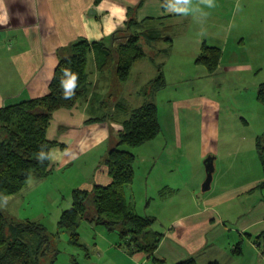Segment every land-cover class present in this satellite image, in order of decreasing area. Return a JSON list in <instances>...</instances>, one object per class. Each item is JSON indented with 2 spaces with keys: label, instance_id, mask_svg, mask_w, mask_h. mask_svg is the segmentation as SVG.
<instances>
[{
  "label": "crops",
  "instance_id": "obj_1",
  "mask_svg": "<svg viewBox=\"0 0 264 264\" xmlns=\"http://www.w3.org/2000/svg\"><path fill=\"white\" fill-rule=\"evenodd\" d=\"M163 4L164 0H101L98 4L95 0H0V108L46 96L61 48L85 40L116 50L124 35L121 32L125 30L148 35L140 40L145 56L133 65L124 83L117 81L114 68L100 69V52L90 55L86 68L87 97L71 109L55 111L49 122L46 139L55 143L49 152V156L50 153L55 156L49 160V175L42 180L30 178L21 194L16 195H37L42 204L56 211L69 210L73 190H91L95 185L110 184L102 160L116 144L117 133L122 131L131 110L146 103L154 104L161 130L151 142L163 135V117L166 116L171 118L170 126L166 124L169 141L171 139L179 149L183 145V133L186 138L191 137L187 132L193 121L188 119L187 113H199V140L204 158H198L192 174L187 177L186 172L177 167L173 178L172 163L164 168L168 173L155 180L153 193L146 195L143 202L138 201L133 183L127 187L126 197L134 212L138 204L141 205V217L153 218L156 222L161 216L160 209L168 213V229L153 230L162 234L153 254L156 260L164 264L187 259H194L197 264H219L212 249L230 247L232 264H259L257 260L264 261L261 257L264 196L257 187L262 180L259 160L250 154L247 155L251 158H214V185L211 183L210 192L202 194L206 173L200 164L205 157L217 153L222 106L213 96L204 95L205 85H198L193 91H189L187 85L196 80L209 84L223 74L229 76L236 84L237 97L248 98L247 118L242 113L239 116L245 127L254 126L255 149V139L264 132V112L256 106L259 104L256 101L258 86L264 83V0H215L214 8L205 9L208 15L202 23L191 15L169 13ZM131 24H135L134 30L127 29ZM205 46L221 51L213 74H208L196 62ZM182 61L196 69L191 70L194 76H189L182 68ZM159 76L164 85L155 89L151 83ZM112 86L118 87L119 93L108 114L103 108L112 99ZM138 98L149 101H133ZM163 98L167 101V110L161 117L157 100ZM165 142L168 143L166 136ZM161 159L151 160V170ZM182 160L184 158H177L176 165ZM166 163L168 158H165ZM74 174L80 177L69 180ZM227 223L239 226L236 231L231 229L232 237H229ZM250 236L254 238L252 245ZM221 239L224 243L219 242ZM243 242L248 249L253 246L252 257L247 262L240 245ZM115 251L137 264H153L151 257L129 251L121 245L120 239ZM130 259L127 260L133 263Z\"/></svg>",
  "mask_w": 264,
  "mask_h": 264
},
{
  "label": "trees",
  "instance_id": "obj_2",
  "mask_svg": "<svg viewBox=\"0 0 264 264\" xmlns=\"http://www.w3.org/2000/svg\"><path fill=\"white\" fill-rule=\"evenodd\" d=\"M100 1L95 0V3ZM135 28V24L127 26L129 30ZM121 33L124 35L118 41L116 50L108 49L103 43H89L85 40L59 49L58 63L48 94L0 108V196H14L23 190L30 178L42 180L49 175V152L55 146L54 142L46 139L49 122L55 111L71 109L87 97L86 68L94 51L101 53V70L109 71L114 68L117 81H127L133 65L145 56L140 40L148 35L129 33L126 30ZM220 57V49L205 46L200 50L196 62L208 74H213ZM65 71L77 76L74 95L70 99L64 98L61 86V80L68 78ZM163 85L161 76L151 83L155 89ZM256 101L264 107V83L258 86ZM122 127V131L117 133L116 144L102 160L111 179L110 184L95 185L91 190H73L71 208L63 211L59 217L58 234L76 229L80 221L88 217L90 222L115 232L121 245L129 251L146 254L152 258L153 264H164V261L153 258L162 237L161 233L152 229L155 219L137 215L126 197V189L135 179L136 157L132 152L122 150L124 147L136 149L157 138L161 129L156 106L146 103L131 110ZM41 151L45 153L43 162L38 159ZM255 151L262 169V180L257 187L263 190L264 132L255 139ZM48 241L46 229L40 223L29 220L22 223L9 222L0 214V264H38L39 258L45 255ZM78 241V234L72 233L71 243L78 245ZM177 264L197 263L194 259H187Z\"/></svg>",
  "mask_w": 264,
  "mask_h": 264
},
{
  "label": "rangeland",
  "instance_id": "obj_3",
  "mask_svg": "<svg viewBox=\"0 0 264 264\" xmlns=\"http://www.w3.org/2000/svg\"><path fill=\"white\" fill-rule=\"evenodd\" d=\"M184 63L185 61H182V68H185V70L188 71L189 76H194L191 70L196 69L192 65L187 66ZM169 64L175 66L174 62H170ZM198 85H205L206 88H203V90L205 89L204 95L213 96V99L218 101L222 106L218 118L221 128L220 142L218 148H216L217 153L212 155L211 158H251V156L249 157L247 154L252 155V158H258L256 151L253 148V132L255 131L254 126L250 124L249 128L245 127L243 125V120L239 116V113H242L244 117L247 118L245 114V107L247 105L248 98L245 96L237 97L234 93L236 84H233L231 78L225 74L221 75L217 81H213L209 84H203L201 80L191 81L188 83L187 87H189V91H193ZM112 87V99L106 103L103 108V110L108 114H110V108L115 104V98L119 93V90L117 89L118 87ZM207 89H210V91H206ZM133 101L141 103L148 102L149 100L138 98L133 99ZM157 101L159 105V113L162 117L164 110H167V101H165L164 98L158 99ZM256 106L264 112V107L259 104ZM187 115H189L188 119L193 121L190 130L187 132L191 137L186 138L183 133V145L181 149L177 148L178 146L173 144L171 139L169 141L170 132L169 128L166 129V124L169 123L170 126L171 118L168 119L166 116L163 117V123L165 126H163L161 118L163 135H160L157 141L145 144L136 149L122 148L124 151L132 152L137 159L134 165L135 179L133 182V191L136 192L137 199L140 203L144 201L146 195L153 193L155 180H158L162 177V175L168 173L169 170L164 171L165 167L168 168L173 163V178L175 177L177 167H180L181 170L185 171L188 177L197 166L198 158H204L201 153L202 143H200L199 140L201 132V114L199 115L198 113V115H190L188 112ZM181 120L183 123V130L184 117L182 112ZM165 136L168 141L167 144L165 142ZM207 157L202 160L200 167L204 166V162ZM153 158L162 159L157 164L156 168L151 170V164L153 165L151 160ZM165 158H168V163L166 164ZM177 158H184V160H182L180 164L176 165ZM239 165L244 167V164L241 162H239ZM260 173H262V170ZM79 177V174H74L73 176H69V180L72 181ZM239 180L240 179H237L236 181ZM212 184L214 185V174ZM208 192H210V190L206 193ZM261 192L264 196V189ZM203 193L204 192H202V194ZM7 199L8 204L6 207H0V214L4 215L9 222L22 223L26 220L35 221L42 224L46 229L49 241L45 247V255L39 258L38 264H137L133 259H130V257L126 258L133 261V263L125 259V256L120 255L123 253L115 251L116 243L119 242L118 235L115 232L108 230L102 225H96L94 222H90V218L85 217L82 219L76 229L71 231H62L58 234L59 230L57 223L63 210L56 211L49 205L42 204L37 195L29 197L24 195H14L8 197ZM252 201H254V199H252ZM141 210L142 207L138 204L135 212L139 215ZM160 215V218L154 223L152 229L164 232L168 229V213L166 211L162 212L160 209ZM227 226L229 229V237H232L233 233L231 229L236 231L239 226L231 223H227ZM72 233L78 234V245L71 243ZM234 239H236V236L233 238V241ZM253 241L254 238L250 236V245H252ZM219 242L224 243V239L219 240ZM240 245H242V248L245 251V260L247 262L252 257L253 246L248 249L246 242H243V244ZM231 251L232 249L230 247H218L212 249V253L217 254L218 256L219 264H232L229 261ZM233 258L236 259V257ZM258 261L259 264H264V261L260 259L257 260V262Z\"/></svg>",
  "mask_w": 264,
  "mask_h": 264
},
{
  "label": "clouds",
  "instance_id": "obj_4",
  "mask_svg": "<svg viewBox=\"0 0 264 264\" xmlns=\"http://www.w3.org/2000/svg\"><path fill=\"white\" fill-rule=\"evenodd\" d=\"M216 6L215 0H164L163 7L169 13L188 16L191 15L194 20L203 22L208 13L205 9H211ZM67 79L61 80V86L64 89V98L70 99L74 95V88L76 87L77 76L68 71H65ZM38 159L43 162L45 160V153L41 151L38 154ZM49 160L55 159L54 154L50 153ZM8 199L6 196H0V207H6Z\"/></svg>",
  "mask_w": 264,
  "mask_h": 264
},
{
  "label": "water",
  "instance_id": "obj_5",
  "mask_svg": "<svg viewBox=\"0 0 264 264\" xmlns=\"http://www.w3.org/2000/svg\"><path fill=\"white\" fill-rule=\"evenodd\" d=\"M211 156H208L206 161L204 162V168L206 173V179L204 180L201 190L202 192H207L210 190L211 183L213 180V173H214V164Z\"/></svg>",
  "mask_w": 264,
  "mask_h": 264
},
{
  "label": "built area",
  "instance_id": "obj_6",
  "mask_svg": "<svg viewBox=\"0 0 264 264\" xmlns=\"http://www.w3.org/2000/svg\"><path fill=\"white\" fill-rule=\"evenodd\" d=\"M261 257H262V259H264V249H263V251L261 252Z\"/></svg>",
  "mask_w": 264,
  "mask_h": 264
}]
</instances>
